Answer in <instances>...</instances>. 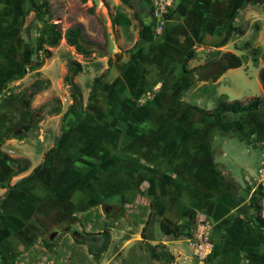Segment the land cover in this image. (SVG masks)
<instances>
[{
  "label": "crops",
  "instance_id": "obj_1",
  "mask_svg": "<svg viewBox=\"0 0 264 264\" xmlns=\"http://www.w3.org/2000/svg\"><path fill=\"white\" fill-rule=\"evenodd\" d=\"M234 5L232 0H174L161 35L144 30L142 38L133 42L134 49L120 53L113 65L119 70L115 79L98 84L82 99L81 107L68 111L66 107L47 159L41 154L32 165L27 157H12L27 164L15 173L19 165L9 164L5 153H0V166H14L11 177L16 181L9 195L19 205L2 208L6 204L0 202V264H15L24 243L42 231L50 230L51 241V235L53 239L60 233L55 225L63 222L54 218L55 211L85 208L90 194L98 201L117 197L118 202L124 195L127 204L146 199L152 205L151 218L158 217L175 229L186 224L191 212L200 211L213 225L216 264H238L240 255L264 264V233L249 218L248 189L251 192L258 185V176L251 182L242 168V186L230 165L220 161L226 152L214 140L217 131L234 133L261 152L264 137L251 139L245 126L256 119L255 113L243 111L235 120L225 119L222 113L203 114L181 99L189 78L195 76L182 68L186 52L194 49L187 68L202 64V59L191 64L197 50L221 38ZM118 84L124 85L122 92ZM7 132L0 125V138ZM42 161L29 181L17 185ZM48 200L53 207L42 205ZM43 222L46 231L39 225Z\"/></svg>",
  "mask_w": 264,
  "mask_h": 264
},
{
  "label": "rangeland",
  "instance_id": "obj_2",
  "mask_svg": "<svg viewBox=\"0 0 264 264\" xmlns=\"http://www.w3.org/2000/svg\"><path fill=\"white\" fill-rule=\"evenodd\" d=\"M47 1L48 14L45 18L56 23L62 33L70 27L78 26L82 36L92 43L93 52L88 56L78 53L62 38L56 46L50 48L49 57L45 56L44 51L39 52L43 59L41 67L30 69V63L35 59L34 40L41 22L34 18L33 12L26 11L25 0H0V125L8 131L7 136L4 134L0 138L3 139L0 153L9 157H27L32 165L37 164L41 154L50 148L59 132L60 123H63L60 117L66 107H81L82 99L86 100L98 84L103 80L115 79L119 70L113 65L119 61L120 53L134 49L133 42L142 38L144 30L154 32L149 2L131 0V6H128L120 0ZM232 2L235 5L224 26L233 15V23L241 27L244 33H234L223 47L203 46L197 50L191 64L197 65L201 59L204 60L202 64L209 59H218L219 53L225 51L244 56L247 60L240 67L228 69L213 83L199 81L195 76L189 78V75L181 99H185V105L213 108L218 100H224L220 98L221 94L231 102L263 98L260 109L244 112L255 113L256 119L245 125L248 136L255 139L258 135L264 137V93L259 80V71L264 69V3L252 4L249 0ZM116 12L129 16L130 25L123 27L114 24ZM169 16L170 13L167 19ZM245 42H248V47L244 46ZM255 49H259L256 64L252 62ZM70 61H76L82 66V70L74 77L78 85L74 98L65 81ZM22 69L25 72L20 75ZM186 70L192 72L191 68ZM35 80H42L46 86L32 93L30 86ZM123 84L117 85L118 91L122 92ZM221 115L225 119L235 120L243 113L225 112ZM219 133L216 132L215 144L221 145L226 152V157H220V161L230 165L241 185L242 168L249 173L252 182L257 177L261 154L259 147L249 145L234 133ZM239 134L244 136L241 131ZM261 145L264 149V144ZM13 171V165L0 166V182L3 185L0 188V202L6 204L2 208L15 207L16 201L9 195L16 181L11 177ZM62 198L66 205L67 200L64 196ZM111 198L110 201H98L90 194L85 208L78 205L73 209L66 207L62 210L61 207L60 211L54 210V218L63 221L55 225L60 233L49 241L50 230L46 231L47 224L39 223L46 232L42 231L24 243L23 249L15 255V264H48V261L53 264H200L192 255L187 236L175 238L161 232L158 217L151 218L152 205L146 199H133L132 203L127 204L121 200L118 202L117 197ZM53 204L49 200L42 203L44 207H53ZM192 213L193 219L192 216L190 218L193 221L196 215H201L197 210ZM189 219L178 229L185 230ZM143 226H146V240L142 239ZM258 230L264 233V229ZM103 231L108 232L106 238ZM148 243L154 247L157 258L153 257L154 251ZM262 253L264 257V247ZM213 255L214 251L211 256L214 261ZM238 264H256V260L252 258L247 261L244 255H240Z\"/></svg>",
  "mask_w": 264,
  "mask_h": 264
},
{
  "label": "trees",
  "instance_id": "obj_3",
  "mask_svg": "<svg viewBox=\"0 0 264 264\" xmlns=\"http://www.w3.org/2000/svg\"><path fill=\"white\" fill-rule=\"evenodd\" d=\"M122 3L131 6V0H120ZM148 3V0H142ZM252 4L255 3H264V0H249ZM26 3V11L27 12H33L34 18L41 22V25L37 28V33L34 40V51H35V59L32 60L30 63V69L39 68L43 64V59L40 57L39 52L44 51L45 56L49 57L51 54L50 48L56 46L59 41L64 38L65 41L74 47V49L85 56L90 55L93 52V45L91 42L87 41L81 33V29L78 26L70 27L64 31V33L61 32L58 25L56 23L51 22L47 18H45V15L48 14V1L47 0H25ZM136 15V13H134ZM140 18V17H139ZM141 19V18H140ZM113 23L120 25V26H128L131 23V19L129 16H127L125 13L122 12H116L115 16L113 17ZM236 34H243L244 31L241 27H238L233 23V15L228 19L224 32L220 39H218L213 46L215 48L224 46L229 42L232 35ZM245 47H248V42L244 43ZM259 49H255V56L252 58V62L254 64L257 63V56H258ZM218 59H209L206 60L204 64L198 65L191 69L193 73H195V77L200 81H210L215 82L217 79L228 69L230 68H237L240 67L243 63V61H246L247 59L244 56L236 55L233 52L225 51L222 53H219ZM194 56V49H189L184 57V61L182 64V68L184 71H187V62L192 59ZM108 61L110 62V58H108ZM213 69V70H212ZM82 70V66L80 63L76 61H70L68 63V72L65 76V81L71 88V96L74 98L76 96L75 90H78V85L74 81V77ZM25 72V69H22L20 75ZM19 75V76H20ZM259 80L262 86V90L264 93V69H261L259 71ZM46 86L45 83H43L42 80H35L31 86L30 89L32 93H35L41 89H43ZM183 93H181L182 95ZM220 98H224V100H218L216 106H214L210 110H206L204 108H201L196 105H192L190 107L194 108L195 110L207 114V115H214L217 113H224V112H232V113H240L247 110H256L261 107L263 98H253L249 100L248 102H240L238 100L234 101H227L226 96L224 94L220 95ZM72 107H68L67 111L70 110ZM66 111V112H67ZM66 114V113H65ZM53 151V149H49L47 152L44 153V159H47L49 154ZM5 158L10 160L11 162L19 165V168L15 171H23L27 168V164L25 160H22L20 158H12L9 157L6 154H3ZM23 162V164L21 163ZM44 161H42L40 164H38L31 173L21 178L17 185L23 184L27 181H29L36 172L40 170V168L43 166ZM0 186H3L2 183H0ZM251 188L249 187V201L251 203V213L249 214V218L252 220L254 226L258 229H264V185L258 184L254 187V189L250 192ZM121 201L126 202L125 196H121ZM263 201V202H262ZM18 203H15V207L18 208ZM263 212V213H262ZM192 219H193V213H192ZM191 218L189 219V224L185 230L181 229H175L168 225L165 221L160 220L159 221V227L163 234L170 235L175 238H178L180 236H187L190 233V225L193 221ZM146 226H143L142 228V239L146 240V234L145 231ZM104 232V231H103ZM213 232V230H212ZM105 238L108 236V232H104L103 234ZM212 241H213V233H212ZM150 246V249L152 252L155 250L154 247L148 243ZM212 254L204 261L203 264H215V262L211 259ZM153 257L157 258L158 254L154 251Z\"/></svg>",
  "mask_w": 264,
  "mask_h": 264
},
{
  "label": "built area",
  "instance_id": "obj_4",
  "mask_svg": "<svg viewBox=\"0 0 264 264\" xmlns=\"http://www.w3.org/2000/svg\"><path fill=\"white\" fill-rule=\"evenodd\" d=\"M151 7V17L154 19V33L161 35L164 31L167 15H169L174 0H148ZM260 159L257 168V182L264 184V149H261ZM193 225V226H192ZM190 225V233L186 237L189 247L192 249L193 257L200 263L213 253L214 243L212 241L213 225L210 219L202 215H196ZM48 264H53L48 261Z\"/></svg>",
  "mask_w": 264,
  "mask_h": 264
},
{
  "label": "water",
  "instance_id": "obj_5",
  "mask_svg": "<svg viewBox=\"0 0 264 264\" xmlns=\"http://www.w3.org/2000/svg\"><path fill=\"white\" fill-rule=\"evenodd\" d=\"M105 209H106V207H105ZM52 237H53V236L51 235V236H50V239H51V240H52ZM153 245H155V244L153 243Z\"/></svg>",
  "mask_w": 264,
  "mask_h": 264
}]
</instances>
